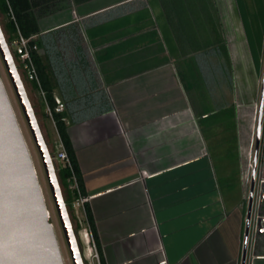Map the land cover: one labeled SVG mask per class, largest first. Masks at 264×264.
I'll return each instance as SVG.
<instances>
[{
    "label": "crops",
    "instance_id": "obj_1",
    "mask_svg": "<svg viewBox=\"0 0 264 264\" xmlns=\"http://www.w3.org/2000/svg\"><path fill=\"white\" fill-rule=\"evenodd\" d=\"M218 2L211 0L210 15L221 34L225 22L216 13ZM146 6V0L69 4L40 16L32 37L53 99L64 105L82 194L89 198L85 210L99 263L92 250L85 259L240 264L248 195L246 188H231L229 174L218 170L208 139L215 127L208 116L234 105L231 51L223 41L230 68L213 71L224 58L211 63L213 53L184 54L176 34L193 32L197 15L173 9L168 14L160 7L150 14ZM232 19L240 26L235 6ZM191 58L202 70L203 99L197 75L180 68ZM223 71L227 81L213 99L211 82ZM29 86L40 112L39 91ZM209 101L215 109L207 108ZM238 128L236 115L239 147ZM253 207L252 219L260 210L258 203ZM251 251L253 264H264V249Z\"/></svg>",
    "mask_w": 264,
    "mask_h": 264
},
{
    "label": "rangeland",
    "instance_id": "obj_2",
    "mask_svg": "<svg viewBox=\"0 0 264 264\" xmlns=\"http://www.w3.org/2000/svg\"><path fill=\"white\" fill-rule=\"evenodd\" d=\"M109 0H101V2H107ZM218 5L216 3V13L219 16H222L225 22V27L222 29L221 26V35L223 41L225 42L227 48H229L231 60V72L233 79V91L230 101L237 108L235 113H237V122H238V132H239V152H240V161L234 159V143L232 141L231 134L234 132L233 125L230 122L226 121L222 125L214 127L212 132H209V146L214 154V160L218 170H222L227 175L230 176L231 188H246L247 195L249 194L250 181H251V172L253 165V156H254V142H255V132L257 125V116L259 108V99L261 91V82L264 71V0H233L234 6L236 9V14L242 28L236 22L235 19H232L234 12V6L232 0H218ZM174 0H146V8L149 10L150 14H153L155 10L159 7L168 11L170 14L171 10L174 7ZM178 7L181 10L192 12L193 15H197L196 25L193 29V32L184 31L182 29L177 30V37L179 43L183 44L184 54L187 51L193 50L197 46H203L215 43L218 39L214 36V26L211 23L210 11L212 6L209 1L204 0H179ZM189 6L190 8L186 7ZM72 6V4H71ZM186 8V9H185ZM207 10V11H206ZM170 12V13H169ZM209 16V19L207 18ZM220 19V18H219ZM235 20V21H234ZM0 25L3 30L6 41L9 43L10 36L6 30V20L5 17L0 13ZM225 29V30H224ZM225 31V32H224ZM187 45V46H186ZM246 49V50H245ZM246 52V53H245ZM212 54V52H210ZM13 54V53H12ZM246 54V55H245ZM247 56V58H246ZM218 57L215 55L210 56V62L215 63V60ZM234 58V59H233ZM16 66H19V62L14 56ZM210 64V63H209ZM194 58L186 60L180 68L185 71L190 70L192 77L194 78ZM214 65L213 71L217 69ZM19 69H21L19 67ZM220 71V70H219ZM224 72V71H223ZM21 79L25 85L28 97L33 106L36 118L38 120L41 132L45 139V142L48 146L50 153L53 155L59 149V144L57 137L55 135V127L53 123L45 117V107L41 103L40 112L37 111L35 98L31 95V89L29 82L26 81L21 70H19ZM216 74V71H215ZM216 76V75H215ZM224 74H219V76L214 77L215 82H211V93L213 99H218L219 87L222 83H226L227 76ZM0 78L4 84L5 90L8 94L9 100L11 102L12 108L14 110L16 119L28 146L36 174L38 177L39 184L41 186L43 196L45 199L46 207L50 216V223L54 227V231L60 246V250L64 259L65 264H71L69 253L65 244V240L59 225L58 217L55 211V207L50 195V191L47 185L45 174L41 165V161L38 155V152L35 148L33 140L31 138L29 129L27 127L26 121L21 112L20 106L14 94L13 88L10 84L8 76L6 74L5 68L3 66L2 60L0 58ZM197 84L199 86V93L203 89V84L201 80L196 78ZM219 85V86H218ZM227 97V95H226ZM203 99V97H202ZM226 99V98H225ZM228 100V99H226ZM215 102L207 103V108L213 107ZM206 106V104H205ZM215 109V105L214 108ZM225 118L227 117L226 113L224 114ZM62 162H57L56 165L61 166ZM240 169V177H239ZM58 173V170H57ZM240 178V183L238 179ZM264 182V152L261 149V143L259 148V155L257 161V170H256V179H255V195L254 203H258V194L259 189L261 188V183ZM61 186V185H60ZM63 196L65 198L66 192L61 186ZM67 205L70 209L71 204ZM254 209V207H253ZM77 219L83 221V214L80 208H77ZM70 213V212H69ZM72 221V220H71ZM73 227L75 229L74 223L72 221ZM84 226H81L79 233V244L82 248V255L86 264H90L89 260H86V256H89L90 246L87 244L86 239L83 237ZM252 237V226L250 225L249 230V240H248V249L251 243ZM91 253V252H90ZM254 264H258V261H255Z\"/></svg>",
    "mask_w": 264,
    "mask_h": 264
},
{
    "label": "water",
    "instance_id": "obj_3",
    "mask_svg": "<svg viewBox=\"0 0 264 264\" xmlns=\"http://www.w3.org/2000/svg\"><path fill=\"white\" fill-rule=\"evenodd\" d=\"M0 58L38 152L71 264H86L61 190L55 156L50 153L45 142L1 25ZM263 118L264 71L240 264H245L248 247ZM258 204H264V182L259 189ZM49 219L28 146L0 78V264H65ZM255 233L264 234V217L259 213Z\"/></svg>",
    "mask_w": 264,
    "mask_h": 264
},
{
    "label": "trees",
    "instance_id": "obj_4",
    "mask_svg": "<svg viewBox=\"0 0 264 264\" xmlns=\"http://www.w3.org/2000/svg\"><path fill=\"white\" fill-rule=\"evenodd\" d=\"M87 1L89 0H0V13L5 17V20H6L5 27L10 36L9 44H12L16 40L18 36L17 31L24 38H31L34 35H36L38 33L37 20L43 14H47L51 10L66 8L68 7L69 4H77L81 2H87ZM200 1L202 2L204 0H200ZM207 1H209L211 5V0H207ZM177 2H179V0H174L173 10H181L180 7H178ZM186 7L190 8L188 5ZM207 18L209 19V16ZM210 19H211L212 25L214 26L213 34L214 36H216V39L218 40L212 44L197 46L192 51L193 52L197 51L200 55L212 52L216 57H223L225 64L224 65L220 64L217 67V69L219 70L225 69L228 71L230 68V64L228 60L226 46L224 45V42L221 39V34L219 32L220 31L219 24L217 23L216 18L214 20L212 19V16H211ZM32 43H34V41H32ZM32 60H33L34 66L37 71V76H38V80L40 83V87L45 92V97L50 107L54 108L55 101L52 96V89H51L50 80H49V77L46 71V67L42 64L41 60L35 53H32ZM194 68H195L194 69L195 75H197V77L200 79L201 73H202L201 67H198L195 65ZM31 83L33 84L35 88H38L35 82H31ZM235 111H236L235 106L231 105L229 107L221 108L215 111L212 115H209L208 117H209V121H212L215 127L220 124L222 125L226 121L230 122L231 125L235 127L234 132L231 134V137L234 143V152H235L234 159H237L239 161L240 157H239L238 138L236 134V113ZM225 113L227 115L226 118L224 115ZM54 124H55V129L57 131V134L71 161L72 168H73L74 173L77 176L80 191L82 194L83 191H82V185H81V177L79 175V170H78L77 163H76L75 152L70 143V140L67 134L66 124H65L62 113L54 114ZM261 149L264 152V118H263V130H262V138H261ZM57 168H58V178H59L60 185L62 186V188H64L66 192V196L64 199H65L66 205H68L69 203L72 202V200L77 199L76 194L72 193V191L69 190V186L71 184V173L67 167L63 166V164L61 166H57ZM86 213H87L88 222L91 227L94 242L96 245L97 253H98L96 235L94 233L93 223H92L91 216L87 208H86ZM255 252L257 254L261 253L257 249H255ZM98 256H99V253H98Z\"/></svg>",
    "mask_w": 264,
    "mask_h": 264
},
{
    "label": "built area",
    "instance_id": "obj_5",
    "mask_svg": "<svg viewBox=\"0 0 264 264\" xmlns=\"http://www.w3.org/2000/svg\"><path fill=\"white\" fill-rule=\"evenodd\" d=\"M17 34H18V36H17L16 40L12 44H10V46L12 48L13 56H15L17 61L19 62V66L17 67L18 71L21 70L26 81L35 82L37 84V87H38L37 89H38L40 97L42 99V103L45 107V117L48 118L53 123V125L55 127L54 114L62 113L64 111V105L59 101H55L54 108H51L50 105L48 104L46 97H45V92L40 87V83H39L38 76H37V71H36V68H35L33 60H32V53H36L38 51V47L35 43H32V41H33L32 37L31 38H24L22 35H20V33L18 31H17ZM19 67L21 69H19ZM55 131H56V129H55ZM56 133H57V131H56ZM58 144H59V149L55 154H53L55 156L56 164H57V162L60 161L63 163V166H65L69 169V171L71 173V184L69 186V190H71L77 196V199L74 200V202L71 204V208L70 209L68 208V210L70 212L71 220L74 223L75 231H76L78 238H79L81 226H84L83 237L86 239L87 244L90 246V249L92 250L91 258L96 260L97 263H99V256L97 253V249H96V245H95L94 238L92 235L91 227H90V224L87 220L86 210H85V205L89 202V198L87 196L81 194L77 176L73 171L71 161H70V159H69V157L65 151V148H64L59 136H58ZM77 208H80L82 211V214L84 215V221H82V222L77 219V211H75ZM256 220H257V216L254 217L253 219H251V222L253 221L251 223V224H253V226L255 225ZM253 232L255 233L254 227H253ZM251 247H252V249L254 248L252 240H251L249 249L247 247L245 264H253L254 256L252 254Z\"/></svg>",
    "mask_w": 264,
    "mask_h": 264
},
{
    "label": "flooded vegetation",
    "instance_id": "obj_6",
    "mask_svg": "<svg viewBox=\"0 0 264 264\" xmlns=\"http://www.w3.org/2000/svg\"><path fill=\"white\" fill-rule=\"evenodd\" d=\"M258 208L260 209L258 213L260 214V216L264 217V204L259 206ZM253 227L255 228V232H256V223ZM252 241H253L254 249H257L259 251L264 249V234L256 235V233H254L252 237Z\"/></svg>",
    "mask_w": 264,
    "mask_h": 264
},
{
    "label": "bare ground",
    "instance_id": "obj_7",
    "mask_svg": "<svg viewBox=\"0 0 264 264\" xmlns=\"http://www.w3.org/2000/svg\"><path fill=\"white\" fill-rule=\"evenodd\" d=\"M50 217V216H49Z\"/></svg>",
    "mask_w": 264,
    "mask_h": 264
}]
</instances>
